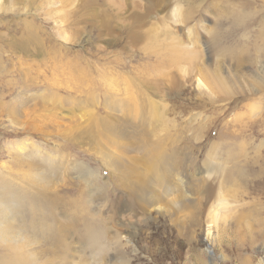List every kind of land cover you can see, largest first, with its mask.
Masks as SVG:
<instances>
[{
	"label": "rangeland",
	"instance_id": "rangeland-1",
	"mask_svg": "<svg viewBox=\"0 0 264 264\" xmlns=\"http://www.w3.org/2000/svg\"><path fill=\"white\" fill-rule=\"evenodd\" d=\"M164 1L145 23V0H0V181L19 183L47 214L23 213L36 220L25 264L264 258L255 225L264 196L252 167L264 138V0ZM132 25L150 29L167 61L175 46L184 53L176 74L165 75L167 63L154 69L166 71L155 74L159 97L146 89L158 114L112 107L147 68L132 57L145 44L127 34ZM28 31L42 45L34 55L19 49L36 46ZM29 149L39 156L24 158ZM7 253L0 239V264Z\"/></svg>",
	"mask_w": 264,
	"mask_h": 264
},
{
	"label": "bare ground",
	"instance_id": "bare-ground-1",
	"mask_svg": "<svg viewBox=\"0 0 264 264\" xmlns=\"http://www.w3.org/2000/svg\"><path fill=\"white\" fill-rule=\"evenodd\" d=\"M165 3L166 2L164 0H145V4L143 6V12L140 14L142 16L144 22L147 23L145 18H147L151 14V11H152V9H154V6L156 4H157V6L159 5V7H156V8L161 9ZM171 8L173 9L172 12H174L173 15L175 14V16H176L175 20L177 21V18L182 17V16L179 13H175V10H174V9H176L175 5H173V7H171ZM159 19H163V16H160ZM165 21L166 20L160 21L164 27H165V25H164ZM132 27H135V26L132 25ZM149 32H150L149 28L146 30H140V31H137V28H136V30H133L130 26L127 28V34H129V36L131 37L132 40L136 41L139 38V40L142 39L143 42H145V44L142 45L143 52L141 54L140 53L139 54L134 53L132 55V57L136 56V57H139L138 59L146 60V63H145L146 66H144V67H147V68L143 69L142 73H140L141 75H139L137 77L138 78L137 83L133 84V86L130 88L131 91L129 90V88H127V86L122 88V90H125V92L122 93L124 96L121 99L122 100L124 99L127 101H122L121 103H118V104L116 103V104L112 105L113 108H116V109L117 108L118 109L132 108L133 110L138 109V110H140V112H144L147 110L148 112H151L152 114L153 113L158 114V108H160L161 105L157 101L152 99L151 96L146 92V89H148L151 91V93L153 95H155L157 97L160 96V88L157 86V85H159V82H158L159 77H155L156 70L154 71V69L157 66H161L164 63H167L168 66H170L169 67L170 70L167 71V73L165 74L166 71L162 72L161 69H159L160 72L157 73L156 75L157 76H164V74L165 75L172 74V72H173V74H176L178 72V70L176 69V63L182 62L181 60H185V58L183 57L184 53L181 51L182 48L180 46H175L174 49H172L173 53H171V58L176 57V61H174L175 63H171V62L167 61V59L162 58V56L160 54V49L158 50L159 47L156 49V47H153L154 45L152 46L153 35L151 33L149 35ZM27 36L29 37V40L31 42H32V40L35 41L36 46H34V48H33L31 46V43H26L28 40L27 41L25 40V42L22 45L23 47L19 46V49L21 51L24 49H26L24 51L30 50L31 52L33 50V55H34L36 53L37 46L42 47V45H41L40 41H38L39 38L37 35H34V34L32 35V33L30 31H28ZM9 47L15 48V49L17 48V47H12V45H9ZM31 47L33 49H31ZM260 55H262L261 56L262 58L260 59L261 60L260 61V67H261L260 70H261L262 74L264 75V53H262ZM138 61H140V60H138ZM261 81H262V84L264 85V76L260 77V83H261ZM48 88L52 89V87H48ZM259 88H261V85ZM263 90H264V86H263ZM101 93H102V91H101ZM21 97H23L22 100H25V101H26V99H28V96L27 97L21 96ZM23 103H24V101H22V104ZM14 109L15 108L13 106L11 108V110H9V113L12 114L14 112ZM49 110H51V109H48V111ZM259 121H258V123H259ZM260 123L263 126L264 120L261 121ZM102 126H103V129L106 132H109L111 135L116 134L114 126L112 124H110L109 122L103 123ZM121 137H123V136H121ZM25 147H28V146H25ZM37 151H38L37 149L35 152H33L29 149L28 151H24L21 154L23 156H25L24 158H29L30 156H35V157L37 156L38 157L40 153H39V151L38 152ZM259 152H260V154L258 156V160H256L257 164L252 162V167L257 168V171H258V174L254 179L255 180L254 186L257 187L258 193L260 195L264 196V155H262L264 152V138L259 142ZM45 155H46L45 157L47 159L52 158V155H50L49 153H46ZM152 157H155V155ZM152 157H149L148 159H152ZM40 160H42V159L40 158ZM22 161H24V160H22ZM24 164H27V163L24 162ZM153 167H154V165H153ZM169 170L170 169H168V167H167L166 171L168 172ZM44 175L45 174L39 173L38 175L35 176V180H37V181L41 180V183L45 184L44 182L46 181V177ZM28 176H30L29 178L31 180L33 178V173L31 171H29ZM251 180H253V176L251 177ZM136 181L139 182L138 180H136ZM18 184L8 182L6 180L0 181V239L3 243L4 248H7L8 250H10L12 252V253H7L8 257H7V259H5L3 261V264H25L30 259L28 256V252L25 249V245L27 243V240H29L30 242H32L33 240L31 239L30 235L27 234L26 231L33 229L32 226H34V223L36 222V220L31 221L27 224L23 220L24 211H26V210L30 211L34 215H36V217H38L39 214H44V216L47 215L46 212L43 211L42 207H38L37 204L35 202L31 201L30 199L28 200V199H24L22 197L21 189H20ZM219 195H220V192L218 193V197L216 194V197H217L216 200L219 201L218 203L219 204L220 203L226 204L223 198H219ZM262 199L264 200V197ZM261 204L263 207L264 201H262ZM201 206H202L201 202H199L198 207H201ZM260 206L255 209V212L257 210L256 214L258 216H259L258 213L263 212V216H261V217L257 216V218L255 219V221H256L255 225L257 226L256 238L259 241V243L264 244V210H262L260 208ZM180 207L182 208V205ZM30 209L36 210V212L34 213V211H31ZM213 212H214L213 209L209 210V214H210V218H211L210 222L213 224H216L217 220H215V216H214L215 214L213 215ZM37 221L39 224L40 221L39 220H37ZM41 223H42V225H41L40 229L45 230L46 232H49L48 229L50 227L47 225H51V223L49 224L47 222V220H44V219L41 221ZM35 228H36V226H35ZM36 231H38V229H35V232ZM251 237H249V240H248L249 245H251L253 243L254 238L252 239ZM244 257L245 258L243 260V264H264V258L258 257L259 259L257 261H254L252 259L253 256H248V257L244 256ZM199 259H201V258H199ZM196 260H197V258H196ZM31 264H33V263H31Z\"/></svg>",
	"mask_w": 264,
	"mask_h": 264
}]
</instances>
